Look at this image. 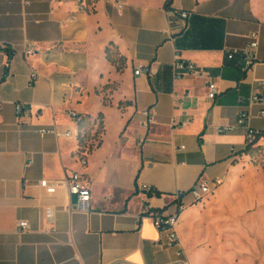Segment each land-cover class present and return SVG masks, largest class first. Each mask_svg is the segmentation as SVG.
Returning a JSON list of instances; mask_svg holds the SVG:
<instances>
[{
	"label": "crops",
	"instance_id": "obj_1",
	"mask_svg": "<svg viewBox=\"0 0 264 264\" xmlns=\"http://www.w3.org/2000/svg\"><path fill=\"white\" fill-rule=\"evenodd\" d=\"M25 1L0 0V264H264V225L204 226L198 251L192 218L200 204L190 195L199 181L227 183L248 129L264 133V107L252 103L264 80V0H174L171 11L167 0H120L121 13L112 0ZM253 32L259 47L244 71ZM177 56L209 78L175 80ZM16 104L25 107L21 118ZM149 109L152 125L141 114ZM243 110L247 125L218 133ZM71 113L101 120V137L81 147ZM41 128L74 137H42ZM72 173L91 187L89 213L73 212L76 197L65 189L39 186ZM180 200L188 205L177 225L182 256L150 216L174 214Z\"/></svg>",
	"mask_w": 264,
	"mask_h": 264
},
{
	"label": "built area",
	"instance_id": "obj_2",
	"mask_svg": "<svg viewBox=\"0 0 264 264\" xmlns=\"http://www.w3.org/2000/svg\"><path fill=\"white\" fill-rule=\"evenodd\" d=\"M31 1L38 0H26L25 5H29ZM79 4H82V0H77ZM116 4L118 12L121 13L123 9V4L120 0H112ZM83 6L80 8L82 9ZM180 19L184 22H187L191 18V13L188 11L180 12ZM249 43L244 52V62L245 68L244 71H248L252 65L254 64V53L259 47V33L253 32L248 37ZM5 49V48H4ZM0 47V50H4ZM34 53L33 50H29L27 55H32ZM228 58L232 60L234 58V54L229 55ZM142 73V69H137L135 71V75L139 76ZM173 73L175 80L186 79L191 76H195L197 78H209V74L203 70H200L196 64L192 62H187L181 60L178 56L173 64ZM38 79L37 72L33 71L30 76V84H34ZM1 82V81H0ZM260 90L256 92L252 97V103L255 105H259L264 107V80L259 82ZM217 86L214 82L210 81L208 84V99L214 100L217 95ZM15 112L18 118H21L25 112V107L21 104L15 105ZM141 114L146 118L147 124H154L156 112L154 109L144 110ZM74 120L80 121L79 117L75 113L70 114ZM260 116H264V110L262 109L260 112ZM250 117L249 111L243 110L239 113L236 124L222 127L218 129L219 134H226L230 132H234L240 127H243L248 124V120ZM38 134L42 137L52 135L57 139H72L74 134L72 131L60 132L56 128H41L38 131ZM80 133V129H79ZM258 132L248 129L247 133V145H253L259 137ZM81 164L83 166L87 165V160L84 158L81 160ZM32 165V159L26 163V167ZM223 185L222 179H215L213 181H199L196 185L191 189L190 195L192 197L193 204L198 205L203 202L205 199L213 195L221 186ZM39 186L44 189L47 193L53 194L58 189L63 188L67 191L70 197H76L75 205H71V210L73 212H81V213H89L91 211V201H92V190L91 187L84 178L83 175L78 173H72L67 176L65 179L60 181L51 182L49 180L43 179L40 181ZM188 208V205H185L182 200L177 204V210L174 214L164 215L162 212L155 211L150 213V216L153 220L155 227L158 229L160 234L168 233L169 243L172 246H179L180 250L178 251V256L183 255V249L180 245V239L177 232V225L179 221L180 214L183 213ZM45 218L47 222L52 227V232L54 231V209L47 208L45 211ZM29 230V225L26 221H21L18 224V233H24Z\"/></svg>",
	"mask_w": 264,
	"mask_h": 264
},
{
	"label": "rangeland",
	"instance_id": "obj_3",
	"mask_svg": "<svg viewBox=\"0 0 264 264\" xmlns=\"http://www.w3.org/2000/svg\"><path fill=\"white\" fill-rule=\"evenodd\" d=\"M87 124L91 130L95 127L93 135L101 126L98 119L89 120ZM100 132L97 137H101L102 126ZM192 219L195 226L193 237L198 243V251H201L207 235L204 226L264 225V138L258 139L247 154L236 159L234 175L200 203Z\"/></svg>",
	"mask_w": 264,
	"mask_h": 264
},
{
	"label": "trees",
	"instance_id": "obj_4",
	"mask_svg": "<svg viewBox=\"0 0 264 264\" xmlns=\"http://www.w3.org/2000/svg\"><path fill=\"white\" fill-rule=\"evenodd\" d=\"M174 0H167L165 3V9L167 11H171L172 8V4H173ZM9 54V59H11L12 54ZM108 60L114 64L117 65L118 64V58H117V52L116 51H112L111 49H108ZM99 120V119H98ZM100 125L102 126V133L104 132V125L102 123V121L100 120ZM80 124V133L78 135V140H79V145L81 147H85L92 139H94L95 137H97V134L101 133V126L100 129L98 131V129L96 130L95 135L92 134V131L94 130L95 127H93V130L89 129L88 124L86 123V118H81V120L79 121ZM264 138V133H260L258 139ZM252 147V145H247L245 147V149L240 153V155L242 154H247L248 150ZM148 196H161V194L159 192H149Z\"/></svg>",
	"mask_w": 264,
	"mask_h": 264
}]
</instances>
